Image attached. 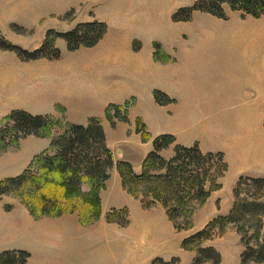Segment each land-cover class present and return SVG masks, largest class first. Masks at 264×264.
<instances>
[{
    "label": "rangeland",
    "instance_id": "374dc122",
    "mask_svg": "<svg viewBox=\"0 0 264 264\" xmlns=\"http://www.w3.org/2000/svg\"><path fill=\"white\" fill-rule=\"evenodd\" d=\"M114 1L128 3H125L127 6L121 7L122 11L119 12L120 8L109 5V3ZM196 1L198 0H0V38H5L28 51L38 49L46 40L49 30L66 33L72 31L80 24L91 22L104 23L108 27L103 39L91 48L81 47L78 50L70 51L65 39L58 38L56 46L60 48L62 53L59 59L43 57L37 60L23 61L15 52L0 48V78L9 73L12 79L13 74L9 71L13 67L18 64L26 67L29 64L31 76L39 77L44 82L51 81L53 78L48 73L54 68L53 61L60 62V65H62L59 69L62 71V77L65 69L63 63L70 62L80 54H82L80 59H84L86 54L109 53L110 50L106 52L102 50L103 48L108 49L110 46H114L113 48L115 49L120 48L123 54L141 53V55L147 56L153 54L157 63L164 65L172 63L175 65L181 58L185 57L183 54L186 53V45L194 38V34L198 33L199 26H201L199 24H204L208 21L222 24L232 23L239 25V28L244 31L252 26L251 23L246 22L255 19L248 15L243 16L241 12L232 11L226 6L227 19L219 18L210 13L196 11L188 21L174 20V15L181 8L190 7ZM157 43L161 45L162 52L171 57L170 60L164 59L167 58L166 55L163 60L155 59V44ZM110 68L111 66L109 67V72L112 73ZM21 73L19 72V76L23 77L24 75H20ZM202 80L206 85L207 81L200 75L198 68H194L193 73L189 77L190 86L201 91L205 86ZM31 83L34 84L37 81L31 80ZM107 84L112 86V78H109ZM165 87L173 90L177 89L176 86L170 87L167 85ZM33 89L36 90L38 87L33 85ZM211 89L213 90V88ZM208 90L210 88L206 89V100L211 94ZM244 91L246 93L250 92L248 89H244ZM61 100L54 104L55 109L57 108L56 110L61 116L50 115L61 120L64 124L73 123L71 121L79 116L75 117L73 111H69L68 105L63 103L64 97H61ZM135 104L136 102L133 106ZM228 109L229 107H224L219 113L222 115L226 114ZM129 113L130 109L128 110V121H124L126 123L129 122ZM255 117H257V113H255ZM5 118L0 119V128L4 124ZM116 121L111 122L115 124ZM64 129L56 127L53 131L54 136L63 134ZM147 130L151 135L148 125ZM261 132H263L261 135H255L244 142L249 152V158L258 162L256 164L257 167L259 164H264L259 163L264 162V131ZM137 134L139 133L137 132ZM9 140L11 139H7V142ZM143 142L147 141L143 140ZM220 142L221 146L225 147L224 143L226 141ZM20 144L6 147H1L0 144V182L10 178L9 175L12 173L18 172V166L23 164L24 154H21V152L27 144L24 143L23 147ZM171 146L160 152L166 160L172 159L175 155L174 146L172 154L170 153L171 156L165 155V151L169 150ZM199 147L203 153H210L209 151H204L200 145ZM111 148L117 149L119 144H111ZM153 149L154 145L150 152ZM230 151H217L224 153L225 161L228 164V171L223 176L216 177L217 183L221 185V188L223 185L221 182L224 178H226L225 182H227V178H231L233 174L235 176L238 171L235 168L230 169L229 165L230 155H235L238 152L236 150ZM227 153L230 155H227ZM142 154L143 150L141 152L136 151L131 155L134 163H138L141 160ZM118 157L116 155L114 159ZM11 164H17V167L11 169ZM111 169L109 171L110 179H108L109 181L107 180L108 183L101 191V213L96 219H85V216H81L79 211L66 213L59 217L39 216L31 212L27 203L22 200L18 192L9 191L1 195L0 253L6 250L28 251L31 256L27 264H155L157 259H162L165 262L178 259L177 264H193L196 252L183 249L182 242L185 238L194 234L190 230L193 228V230L198 229L194 223L195 220H199V216L196 217L197 214H203L200 221L204 222L208 219L205 217L206 214L204 215L203 213V206L206 205L208 200L204 205H198L196 201L194 202L196 209L193 215V227L188 230H179L169 218L167 208L161 203L158 202L150 208L145 207L143 203L153 198L151 195L146 197L147 188L145 184L131 185L137 192V195H134L129 187L124 186L122 180L121 186L123 185V189L119 190L118 177L111 178ZM153 172L160 173L157 170ZM117 173L121 176L119 170H117ZM208 184L211 185V182ZM82 187L84 193L89 194L88 185L84 183ZM220 189L214 190L212 193ZM225 191L229 192V188H226ZM25 192V194L28 193V191ZM121 208L128 209L129 222L122 225L125 215H122L118 221L110 222L108 220L109 214ZM92 213L89 214L90 217L93 216ZM209 223H206V225L204 223L200 227L201 230ZM232 227L241 236L235 226H229L224 233L216 228L213 237L205 242V246H213L219 251L215 246V242L220 241L221 250L225 252L224 255L228 259L225 264H240L241 254L245 250V245L242 242V238H239L238 235L228 233L229 228ZM236 236H238L237 239ZM191 252L195 253V255H192Z\"/></svg>",
    "mask_w": 264,
    "mask_h": 264
},
{
    "label": "crops",
    "instance_id": "0c3cea01",
    "mask_svg": "<svg viewBox=\"0 0 264 264\" xmlns=\"http://www.w3.org/2000/svg\"><path fill=\"white\" fill-rule=\"evenodd\" d=\"M255 19L246 22L252 26L244 31L232 23L208 21L199 24L198 33L186 45L185 57L175 65L157 63L153 54H123L120 48L115 49L114 46L103 48V52L110 50L109 53L86 54L84 59H80V54L70 62L63 63L65 69L62 77V71L59 70L62 65L53 61L54 68L48 73L53 78L51 81L44 82L39 77L31 76L29 64L26 67L18 64L9 71L13 74L12 79L9 73L0 78V119L14 110L60 117L54 104L62 101L61 97H64L63 103L68 105L69 111H73L75 117L79 116L71 122L87 124L93 117L102 119L107 145L114 156H119L115 158L111 169V178L118 177L119 190L123 185L122 177L117 173V161H129L135 172L141 173L142 163L152 149L155 137L162 134L177 137L175 145L191 147L199 144L204 151L209 152L236 150L238 153L235 155H227H230V169L238 171L235 176L233 174L227 178V182L224 178L222 188L213 192L203 206V213L208 219L203 222L200 221L203 214L196 215L199 220L194 223L198 229L190 231L198 232L204 223L206 225L215 217L227 215L231 211L233 190L241 176L264 177V164L257 167L258 162L249 158L244 143L264 131V16ZM110 66L112 73L109 72ZM194 68H198L200 75L207 81L205 85L202 80L205 86L201 91L189 83ZM19 72L24 76L20 77ZM109 78H112V86L107 84ZM30 79L37 83H31ZM33 85L38 89H33ZM164 85L176 86L177 89ZM207 88H210L208 92L211 94L206 100ZM244 89L250 92L246 93ZM156 90L176 101L160 105L154 97ZM132 98L136 99V104L130 108L129 122L117 120L113 124L106 116L108 105L124 104ZM224 107L229 109L222 115L219 112ZM137 117L142 118L151 130L150 141L144 143L142 136L137 134ZM223 140L226 141L225 147L221 146L220 141ZM51 141L50 137L34 135L23 139L21 147L27 144L21 152L24 154L23 164L18 166V172L9 177L21 174L37 155L50 147ZM110 143L119 144V148L112 149ZM175 145L165 151L166 156H171ZM142 150L141 160L134 163L131 155ZM16 165L11 164L10 168L14 169ZM226 188H229V192L225 191ZM228 233L238 235L233 227L229 228ZM215 246L222 254L221 264H225L228 259L221 250L220 241L215 242Z\"/></svg>",
    "mask_w": 264,
    "mask_h": 264
},
{
    "label": "trees",
    "instance_id": "16d2710c",
    "mask_svg": "<svg viewBox=\"0 0 264 264\" xmlns=\"http://www.w3.org/2000/svg\"><path fill=\"white\" fill-rule=\"evenodd\" d=\"M226 6L241 12L243 16H264V0H198L190 7L181 8L173 18L188 21L193 13L200 11L227 19ZM107 31L104 23H84L66 33L49 30L44 43L34 51L25 50L5 38H0V48L15 52L23 61L43 57L59 59L62 53L56 46L58 38H64L68 49L75 51L81 47L96 46ZM155 47V59L163 60L166 54L162 52L161 45L157 43ZM166 57L164 59H171L168 55ZM154 97L160 105L174 101L160 90L154 92ZM135 102L136 99L132 98L124 104H110L106 109L107 118L112 122L117 119L128 121V110ZM56 127L65 128L64 133L54 136ZM136 129L144 141L151 139L142 118L137 119ZM29 135L50 137L51 145L37 155L21 174L1 181L0 196L9 191L18 192L31 212L39 216L59 217L79 211L85 219L99 217L101 191L115 164L102 120L93 117L87 124H64L51 115L14 110L0 128L1 147L17 146L21 139ZM7 139L11 140L7 142ZM175 141V136L171 134L157 136L153 141L154 149L142 163L141 173H136L129 161L120 160L116 165L124 186L129 187L134 195L137 192L131 185L145 184L146 197H153L143 203L146 208L161 203L167 208L169 218L177 229L188 230L193 227L194 202L204 205L212 191L221 188L217 178L228 171V164L223 152L205 154L198 144L188 147L175 145ZM171 145H175V155L166 160L160 152ZM156 170L160 173L153 172ZM84 183L90 189L89 194L83 191ZM25 191L28 193L25 194ZM234 197L232 209L227 215L217 216L205 228L183 240V249L196 252L193 264H221V253L213 246H205V242L213 237L216 228L224 233L229 226L237 228L245 245L240 264H264V177L241 176L235 185ZM91 213L93 216L90 217ZM122 215H125L122 223L125 225L129 222L127 208L116 209L109 214L108 220L118 221ZM30 256L25 250H6L0 253V264H27ZM177 262L178 259L171 262L157 259L155 264Z\"/></svg>",
    "mask_w": 264,
    "mask_h": 264
},
{
    "label": "bare ground",
    "instance_id": "6f19581e",
    "mask_svg": "<svg viewBox=\"0 0 264 264\" xmlns=\"http://www.w3.org/2000/svg\"><path fill=\"white\" fill-rule=\"evenodd\" d=\"M125 3H128V2L114 1V2L109 3V5H111V6L115 7V8H118V9L120 8L119 12H121L122 11L121 7H125V5L127 6V4H125Z\"/></svg>",
    "mask_w": 264,
    "mask_h": 264
}]
</instances>
